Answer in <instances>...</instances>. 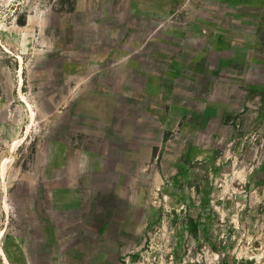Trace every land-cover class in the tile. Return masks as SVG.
Here are the masks:
<instances>
[{"label":"rangeland","instance_id":"rangeland-1","mask_svg":"<svg viewBox=\"0 0 264 264\" xmlns=\"http://www.w3.org/2000/svg\"><path fill=\"white\" fill-rule=\"evenodd\" d=\"M0 264H264V0H0Z\"/></svg>","mask_w":264,"mask_h":264}]
</instances>
